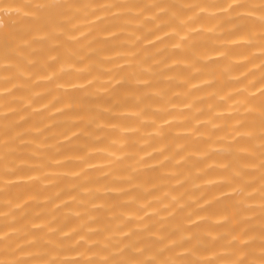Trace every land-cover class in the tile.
Wrapping results in <instances>:
<instances>
[{"label":"bare ground","instance_id":"obj_1","mask_svg":"<svg viewBox=\"0 0 264 264\" xmlns=\"http://www.w3.org/2000/svg\"><path fill=\"white\" fill-rule=\"evenodd\" d=\"M0 264H264V0H0Z\"/></svg>","mask_w":264,"mask_h":264}]
</instances>
